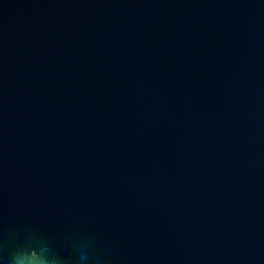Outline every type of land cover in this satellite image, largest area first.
Instances as JSON below:
<instances>
[{"label": "water", "instance_id": "95a60500", "mask_svg": "<svg viewBox=\"0 0 264 264\" xmlns=\"http://www.w3.org/2000/svg\"><path fill=\"white\" fill-rule=\"evenodd\" d=\"M264 264V0H0V264Z\"/></svg>", "mask_w": 264, "mask_h": 264}, {"label": "clouds", "instance_id": "9594fccd", "mask_svg": "<svg viewBox=\"0 0 264 264\" xmlns=\"http://www.w3.org/2000/svg\"><path fill=\"white\" fill-rule=\"evenodd\" d=\"M11 264H49L46 250L21 251L13 254Z\"/></svg>", "mask_w": 264, "mask_h": 264}]
</instances>
